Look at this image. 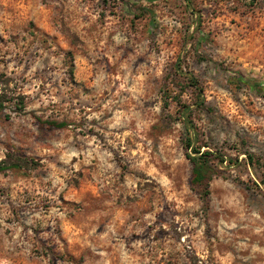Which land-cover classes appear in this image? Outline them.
Returning <instances> with one entry per match:
<instances>
[{
    "label": "rangeland",
    "instance_id": "1",
    "mask_svg": "<svg viewBox=\"0 0 264 264\" xmlns=\"http://www.w3.org/2000/svg\"><path fill=\"white\" fill-rule=\"evenodd\" d=\"M0 264H264V0H0Z\"/></svg>",
    "mask_w": 264,
    "mask_h": 264
},
{
    "label": "trees",
    "instance_id": "2",
    "mask_svg": "<svg viewBox=\"0 0 264 264\" xmlns=\"http://www.w3.org/2000/svg\"><path fill=\"white\" fill-rule=\"evenodd\" d=\"M181 66V65H180ZM181 70V68H180ZM189 83L192 86H198L199 83L195 78L189 77L188 79ZM245 83V82H244ZM247 84V83H245ZM257 87H260L261 85L259 83L251 84L250 88L254 89ZM200 90V89H199ZM48 125L57 126V127H64L66 126L64 123L62 124H56L53 122H47ZM197 154H200L197 157H189L190 161L193 164V171H192V184L197 185L199 187H202L204 190L203 199L205 202H207V197L209 195V181H210V174L211 169L209 167V162L211 161V158H217L221 164L225 163L226 161L223 158H219L216 155H213V153L206 151L205 153H200V151H196Z\"/></svg>",
    "mask_w": 264,
    "mask_h": 264
}]
</instances>
